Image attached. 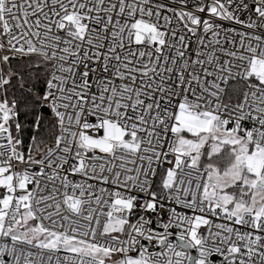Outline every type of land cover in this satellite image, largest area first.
I'll use <instances>...</instances> for the list:
<instances>
[{"label": "snow or ice", "instance_id": "6c2138e0", "mask_svg": "<svg viewBox=\"0 0 264 264\" xmlns=\"http://www.w3.org/2000/svg\"><path fill=\"white\" fill-rule=\"evenodd\" d=\"M0 264H264V0H0Z\"/></svg>", "mask_w": 264, "mask_h": 264}]
</instances>
